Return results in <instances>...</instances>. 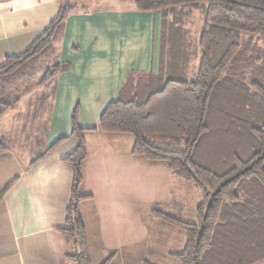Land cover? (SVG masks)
I'll return each mask as SVG.
<instances>
[{"label":"trees","instance_id":"16d2710c","mask_svg":"<svg viewBox=\"0 0 264 264\" xmlns=\"http://www.w3.org/2000/svg\"><path fill=\"white\" fill-rule=\"evenodd\" d=\"M59 1L47 28L24 53L6 57L0 67V117L18 104L20 88L31 82L41 90L37 106L44 109L57 78L67 71L59 56L66 22L86 8L79 7V0ZM116 1L130 3L136 12L160 14L159 71L128 73L95 130L131 136L133 155L164 163L176 178L201 191L196 223L153 210L158 221L184 237L182 251L169 254L177 264H264V54L252 44L253 36L264 38V0ZM187 7L200 10L202 17L195 32L199 58L193 80L178 78L194 76L186 56L171 55L166 69L162 61L164 21ZM78 114L75 107L70 117L75 148L61 159L72 171L70 200L63 227L57 229L65 242L66 264H90L78 210L88 198L78 193L87 130ZM65 140L55 141L30 166ZM15 180L0 191V201Z\"/></svg>","mask_w":264,"mask_h":264},{"label":"crops","instance_id":"0c3cea01","mask_svg":"<svg viewBox=\"0 0 264 264\" xmlns=\"http://www.w3.org/2000/svg\"><path fill=\"white\" fill-rule=\"evenodd\" d=\"M60 6L59 0H0V67L6 57L29 48ZM159 55V13L94 7L67 19L59 56L69 67L57 78L53 98L39 110L38 95L27 111L17 113V106L0 118V144L5 146L0 191L16 178L0 201V264H66L57 229L63 227L70 200L72 171L61 159L76 145L69 136L75 107L87 130L78 193L88 198L78 210L90 264L109 257L108 264L148 262L145 242L151 231L146 222L157 219L155 208L174 201L169 184L175 176L164 163L133 155L131 136L101 134L95 128L125 76L157 73ZM60 138H66L63 144L30 166Z\"/></svg>","mask_w":264,"mask_h":264},{"label":"rangeland","instance_id":"374dc122","mask_svg":"<svg viewBox=\"0 0 264 264\" xmlns=\"http://www.w3.org/2000/svg\"><path fill=\"white\" fill-rule=\"evenodd\" d=\"M78 4L79 7H85L86 10L94 7H99L100 9L112 7L120 10H133L130 3H120L116 0H79ZM199 21L202 23L201 12L192 7L175 10L171 15H168L164 21L161 44L163 51L162 61L165 69L170 65L171 55L174 54L176 56L178 54L184 57L186 56L188 66L190 65L191 69L194 71V76L192 74L189 75V77H185L181 74L178 78L182 80L185 78L193 80L196 77L199 55L197 53V38L195 37V32L197 28H199ZM252 41V44L258 52L264 54V38L255 35ZM27 85L28 86L20 88V99L18 102L20 105L17 104L15 106H19L18 111H16L17 113L19 111H27L28 104L34 101L38 95L40 96L41 90L33 87L32 82ZM7 112L5 114H7ZM173 178L175 182L170 183L169 187L171 198L174 201H172L170 206L158 209L163 210L170 216L181 221L196 223L197 216L195 210L197 205L202 202L201 191L194 188L189 183L176 179L175 177ZM146 223L147 225L149 224L148 227L151 231L145 242V258L147 261L151 264H177L169 257V254L174 252L180 253L182 251L184 246V237L182 233L166 226L157 219L151 222L148 220ZM148 262H145V264Z\"/></svg>","mask_w":264,"mask_h":264}]
</instances>
